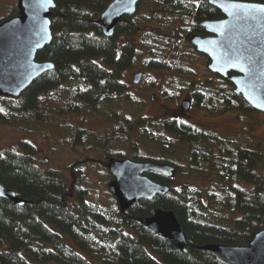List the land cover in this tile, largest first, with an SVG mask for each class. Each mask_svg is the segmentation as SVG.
<instances>
[{
  "label": "trees",
  "instance_id": "obj_1",
  "mask_svg": "<svg viewBox=\"0 0 264 264\" xmlns=\"http://www.w3.org/2000/svg\"><path fill=\"white\" fill-rule=\"evenodd\" d=\"M54 1V39L37 55L38 62H51L54 70L34 81L20 99L0 97V123H45L49 132L41 134L48 138L70 131L67 142L72 147L105 154L100 163L108 172L111 158H132L170 164L184 176H211L220 189L205 194L184 185L126 212L116 199L111 208L93 209L86 204L85 190L72 199L65 177L41 170L35 152L22 142L21 153H0V183L27 202L17 206L0 199V264H220L201 248L248 246L264 229V176L257 172L261 153L233 137L186 125L176 114L152 120L132 118L123 111L135 101L133 89L123 82L124 73L133 68L180 73L181 45L196 51L191 37L204 33L203 21L224 18L220 11L209 0H143L136 15L124 18L115 36L106 38L97 21L114 0ZM16 10L4 19L12 18ZM215 78L228 88L210 87V81L188 84L196 107L211 116L230 110L255 112L235 95L230 82ZM100 116L109 126L101 135L70 121ZM145 138L159 143L160 158L144 156L140 145ZM180 144L189 146L183 156L171 151ZM79 164L69 170L74 173ZM152 178L169 184L160 176ZM237 184L243 187L236 188ZM159 208L176 215L188 239V254L140 221Z\"/></svg>",
  "mask_w": 264,
  "mask_h": 264
},
{
  "label": "water",
  "instance_id": "obj_2",
  "mask_svg": "<svg viewBox=\"0 0 264 264\" xmlns=\"http://www.w3.org/2000/svg\"><path fill=\"white\" fill-rule=\"evenodd\" d=\"M143 0H114L97 21L106 38L115 36L126 17H133ZM218 9L221 20L203 21L200 26L208 37L193 36L190 44L209 59L208 70L234 87L251 109L264 115V4L232 0H209ZM240 5L242 7H233ZM57 5L54 0H18V16L0 24V97L18 100L41 76L54 70L51 62H38L39 52L49 46L54 34L51 17ZM143 74L135 76L139 85ZM190 100L182 111L189 112ZM108 169L114 180L108 185L123 212L152 202L170 192L151 175L171 181L175 168L171 165L111 159ZM0 199L17 206L26 200L0 183ZM140 221L155 235L188 254V239L173 212L157 209L152 217ZM220 264H264V229L255 234L248 246L233 247L211 244L201 248Z\"/></svg>",
  "mask_w": 264,
  "mask_h": 264
},
{
  "label": "rangeland",
  "instance_id": "obj_3",
  "mask_svg": "<svg viewBox=\"0 0 264 264\" xmlns=\"http://www.w3.org/2000/svg\"><path fill=\"white\" fill-rule=\"evenodd\" d=\"M17 5L18 0H0V20H5L4 18L11 14L12 9H17ZM15 13L16 15H14ZM15 13L12 14L13 17L18 16V9ZM179 55L180 69L182 68L180 73L147 72L139 68L125 72L123 82L133 89L135 101L125 105L123 111L132 118L147 116L152 120H163L170 117L171 114L177 113L179 115L176 118L180 122L184 121V123L195 126L198 130L211 133L218 132L221 135L233 137L238 143L261 153L257 172L264 176V115L257 111L251 112V114H238L230 110L221 116H211L205 110L195 108L193 98L191 99L190 110L186 114L188 117L178 113L181 112L180 109L184 100L190 99V95L193 97L189 83L210 81L212 82L210 87L228 88L226 84L208 71L206 59L191 49L188 44L183 43L181 45ZM138 73L144 75L137 86L134 85V76ZM102 117H106V115H102ZM102 117L87 119L85 122L83 119L81 121L80 118L70 121L76 127L101 135L109 130L108 123L106 124ZM47 129L45 123L34 125L23 122L18 126L0 123V153H5L8 150L21 153L23 150L20 148V143L24 142L30 151L35 152V159L41 170L56 171L65 177L67 184L71 186L70 196L72 199H75L79 191L83 189L85 190V201L89 208L94 209L97 206L111 208L115 198L111 195L108 185L112 182L113 177L100 163L103 162L101 156L105 154L99 150L88 151L81 146L72 147L67 142L70 131L65 133L60 131L55 133L57 135L45 137L41 133H48ZM188 147L186 144H180L174 146L171 151L178 152L179 155L183 156ZM140 150L147 158H160L162 156L159 143L152 138L142 140ZM87 159L94 161L89 162ZM77 162L80 163L77 167L78 172L76 169L72 173L69 168ZM216 182L217 180L211 176H184L178 173L175 175V183L172 184L171 188L180 189L184 185L193 186L207 194L213 191L219 192L220 188L216 189ZM235 187L242 188L243 185L237 184Z\"/></svg>",
  "mask_w": 264,
  "mask_h": 264
},
{
  "label": "flooded vegetation",
  "instance_id": "obj_4",
  "mask_svg": "<svg viewBox=\"0 0 264 264\" xmlns=\"http://www.w3.org/2000/svg\"><path fill=\"white\" fill-rule=\"evenodd\" d=\"M218 10V9H217ZM219 11V10H218ZM221 13V12H220ZM223 19V18H222ZM218 20H221V19H218ZM207 21V20H206ZM208 21H210V20H208ZM211 21H215V20H211ZM202 28V27H201ZM203 29V28H202ZM203 31H204V33H202V34H200V35H193V36H200V37H202V38H206V37H208L209 36V34L203 29ZM192 36V37H193ZM191 37V38H192ZM203 56V55H202ZM205 57V56H204ZM209 60V59H208ZM209 64V63H208ZM208 64H207V67H208ZM138 74H140V73H138ZM141 74H143V73H141ZM137 75V74H136ZM144 75V74H143ZM135 77V76H134ZM135 85V84H134ZM138 86V85H137ZM190 99H188V100H190V102H191V99L193 98L192 97V95H190V97H189ZM185 101V100H184ZM191 105H192V102H191ZM194 106H195V102H194ZM195 108H196V106H195ZM180 111L181 112H178V113H182L183 115H185V117H188L186 114L187 113H185L184 114V112L182 111V107H181V109H180ZM176 115H177V113H176ZM179 115V114H178ZM178 115H177V117H178ZM164 120V119H163ZM182 123H184V121L182 122ZM184 124H186V125H189V126H192V125H190V124H187V123H184ZM111 159H113V158H111ZM110 159V160H111ZM115 159V158H114ZM117 159V158H116ZM130 159H132V158H130ZM109 160V161H110ZM120 160V159H119ZM123 160H129V159H123ZM133 160V159H132ZM157 164H160V163H157ZM164 165H168V164H164ZM174 167V166H173ZM175 168V170H176V172H175V175H178V173H177V168L176 167H174ZM175 175H174V178L171 180V181H167V180H165L163 177H161V178H163V180L164 181H166V182H169V184H167L170 188H171V185L170 184H173V183H175ZM152 176H154V175H151V177ZM158 176V175H157ZM113 180H114V178H113ZM112 180V181H113Z\"/></svg>",
  "mask_w": 264,
  "mask_h": 264
},
{
  "label": "snow or ice",
  "instance_id": "obj_5",
  "mask_svg": "<svg viewBox=\"0 0 264 264\" xmlns=\"http://www.w3.org/2000/svg\"><path fill=\"white\" fill-rule=\"evenodd\" d=\"M233 7H242V6H240V5H233ZM259 10L260 11H264V7L260 8Z\"/></svg>",
  "mask_w": 264,
  "mask_h": 264
}]
</instances>
